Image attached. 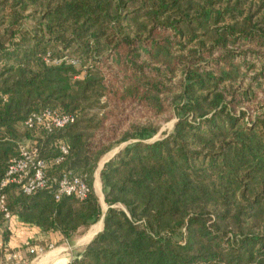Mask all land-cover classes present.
<instances>
[{"label":"trees","instance_id":"trees-1","mask_svg":"<svg viewBox=\"0 0 264 264\" xmlns=\"http://www.w3.org/2000/svg\"><path fill=\"white\" fill-rule=\"evenodd\" d=\"M0 97V182L27 141L91 190L12 186L13 218L67 242L104 218L71 264H264V0H0ZM45 110L76 123L23 130Z\"/></svg>","mask_w":264,"mask_h":264},{"label":"built area","instance_id":"built-area-1","mask_svg":"<svg viewBox=\"0 0 264 264\" xmlns=\"http://www.w3.org/2000/svg\"><path fill=\"white\" fill-rule=\"evenodd\" d=\"M44 61L47 65L60 66L63 63L79 66V62L69 60L53 59L51 54H48ZM1 99V97H0ZM6 102V98L3 97ZM76 116L65 115L58 111L45 110L39 113L32 114L24 123L27 130L35 131L43 129L48 134L60 132L69 126L76 123ZM18 158L13 159L7 168L5 176L0 182V214L8 223L13 219L12 214L7 206V190L12 186H17L21 192L31 197L44 190H51L52 185H56L54 196L56 201H61L65 198H74L78 201H85L90 195V188L87 179L76 175L73 172L64 174L59 181L52 182L48 177V163L41 158L40 151L27 146H18ZM70 147L64 145L61 147V156L56 160V165L65 161L69 156ZM29 254L37 255L42 252L39 248H30ZM26 256L20 251L12 252L10 250H2L0 264H26ZM71 264V263H70Z\"/></svg>","mask_w":264,"mask_h":264},{"label":"rangeland","instance_id":"rangeland-1","mask_svg":"<svg viewBox=\"0 0 264 264\" xmlns=\"http://www.w3.org/2000/svg\"><path fill=\"white\" fill-rule=\"evenodd\" d=\"M27 26H28V28H31L34 25L31 22H29V24ZM68 59L74 60L71 58H68ZM174 123H175L174 120L170 121L168 123H164L161 132L155 137V140L159 139L161 137L162 133L171 132L173 129ZM23 130H25V127ZM34 136H35L36 140L41 137L40 134H36ZM21 144H23L27 147L33 146L32 142H27V141H23V142H21ZM118 150L119 149H115L111 153L107 154L101 160L99 167H98V169L95 173V176H94V190H95L97 196L99 197V199L101 200L102 208L104 211L106 209V205L104 202L103 186H102L101 179H100V173L102 171L101 167H102L103 163L110 160L111 156H113V154ZM101 221L97 225L91 227L82 236H80L79 238H77L76 240H74L72 242H67L65 239H63V240L55 239V241L50 240V241H46L45 243L37 242V243L33 244L32 248H39L40 250H42V252H39L37 255H34L32 257L25 254L24 256H26V262H27L26 264H39L40 262L45 261L49 257V255H51L55 252H60V254L58 257H56L52 261L51 264H67L68 262H70V263L74 262L75 258L77 256H79L80 254H82L84 252V250L86 249V247L89 245L86 243L83 245H78V242L83 240L85 237H87L89 235V233H91L95 230L98 231L99 230L98 228H100V225H101ZM92 236L93 235H91L90 238Z\"/></svg>","mask_w":264,"mask_h":264},{"label":"crops","instance_id":"crops-1","mask_svg":"<svg viewBox=\"0 0 264 264\" xmlns=\"http://www.w3.org/2000/svg\"><path fill=\"white\" fill-rule=\"evenodd\" d=\"M105 212V211H104ZM102 224L98 231L89 233L87 237L78 242V245L88 244L96 233L102 230ZM93 235L91 238L90 236ZM55 239L63 240L60 235L57 234H43L41 230L37 228H31L24 225L18 218H13L10 222L0 230V258L2 256V250L7 249L12 252L21 251L24 255L27 252V247L37 242L45 243L46 241H52ZM63 251V250H62ZM68 262V261H67ZM41 263V262H40ZM67 264H70L68 262Z\"/></svg>","mask_w":264,"mask_h":264},{"label":"bare ground","instance_id":"bare-ground-1","mask_svg":"<svg viewBox=\"0 0 264 264\" xmlns=\"http://www.w3.org/2000/svg\"><path fill=\"white\" fill-rule=\"evenodd\" d=\"M59 254H60V252H55V253L49 255V257H48L45 261H43V262H41V263H39V264H51L52 261H53L56 257L59 256Z\"/></svg>","mask_w":264,"mask_h":264},{"label":"water","instance_id":"water-1","mask_svg":"<svg viewBox=\"0 0 264 264\" xmlns=\"http://www.w3.org/2000/svg\"><path fill=\"white\" fill-rule=\"evenodd\" d=\"M117 153H118V151H116V152L113 154V156H111L110 160H111L112 158H114V157L117 155ZM110 160H108V161H106V162L103 163V165H102V167H101V170H103V168L105 167V165H106ZM106 211H107V208L105 209V212H106ZM103 221H104V218H103L102 221H101L102 227H103ZM101 232H102V230H101L100 232L96 233L95 236L93 237V239H94L99 233H101ZM93 239H92L88 244H90V243L93 241Z\"/></svg>","mask_w":264,"mask_h":264}]
</instances>
